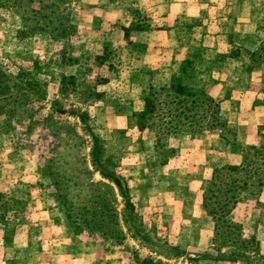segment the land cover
Masks as SVG:
<instances>
[{
	"label": "rangeland",
	"instance_id": "1",
	"mask_svg": "<svg viewBox=\"0 0 264 264\" xmlns=\"http://www.w3.org/2000/svg\"><path fill=\"white\" fill-rule=\"evenodd\" d=\"M66 1L72 29L61 40L48 36L23 38L19 34L21 17L0 10V69L18 77L21 85H26L29 78L32 88L30 119L18 124L15 117L7 115L5 107L0 111L5 113L0 114V264H28L35 255L23 260L18 256L20 248L38 240L42 218L56 220L58 214L76 236L103 243L109 255L118 257L121 264H139L136 257L163 264H191L189 258L198 254L229 255L231 249L218 253L214 246L202 252L177 247L167 238L164 210L143 215L135 207L136 212L128 216L117 189L100 175L102 167L127 182L124 174L127 164L134 160L133 154L148 152L153 146L159 159L175 156V137L171 135L182 136L188 131L167 134L156 129L160 134L157 141L153 128L137 127L132 117L151 89L162 88L151 84L153 78L143 76V64H138L142 50L130 39L132 29L148 27L140 0H113L119 10L114 16L105 8V0ZM32 6L38 8L36 3ZM127 22L131 23L125 26ZM1 98L2 95L0 104ZM90 134L103 148L100 166L92 164L94 146ZM63 145L69 149H58L62 153L58 161L66 173L71 172L68 184L76 183L68 197L76 210L83 207L92 193L100 192L110 198L103 187L95 184L102 182L113 187L115 199L110 201L115 214L109 218L113 220V236L83 227L74 215L65 216L58 192L45 172L47 161L56 156V146ZM251 189L238 195L240 203L249 201L251 207H240L228 219L242 226L245 237L256 238V220L264 216L260 213L263 203L254 199L261 193ZM205 190L199 207L209 220L213 240V223L202 208ZM131 200L134 203L132 197ZM250 208L255 211L251 213ZM260 250L264 254L261 245Z\"/></svg>",
	"mask_w": 264,
	"mask_h": 264
},
{
	"label": "crops",
	"instance_id": "2",
	"mask_svg": "<svg viewBox=\"0 0 264 264\" xmlns=\"http://www.w3.org/2000/svg\"><path fill=\"white\" fill-rule=\"evenodd\" d=\"M105 4L113 16L119 12L113 0ZM140 4L148 27L132 29L130 39L142 50L138 62L144 66L142 75L162 88L179 82L204 91L235 129V146L218 130L171 135L175 156L159 162L152 146L132 155L124 175L139 213L164 210L169 241L179 248L206 251L213 240L209 220L199 207L201 194L215 170L238 165V153L257 145L264 132V63L254 62V55L264 48V0H140ZM254 197L263 203L264 215V189ZM248 202H238L231 215L250 206ZM235 221L243 223L239 218ZM256 224L255 235L264 253V216ZM38 235V240L19 250L23 260L35 255L28 264H121L103 243L76 236L60 214L56 220L42 218Z\"/></svg>",
	"mask_w": 264,
	"mask_h": 264
},
{
	"label": "trees",
	"instance_id": "3",
	"mask_svg": "<svg viewBox=\"0 0 264 264\" xmlns=\"http://www.w3.org/2000/svg\"><path fill=\"white\" fill-rule=\"evenodd\" d=\"M34 3L38 5L37 9L33 8ZM67 5L66 0H0V10L12 11L21 17L22 25L19 34L23 38L48 36L61 40L66 37L72 29ZM254 57L255 64L264 63V48ZM26 79L28 83L21 85L18 77H13L0 69V95L3 97L0 111L6 108L7 115L15 117L18 124L31 117L29 90L32 88L29 78ZM20 110L25 113L22 114ZM132 117L136 120L137 127L143 130L153 128L157 141L160 134L155 132L156 129L167 134L187 130L192 135L218 130L230 145L235 146L234 128L221 117L220 105L204 91L182 86L179 82H173L168 88L151 89ZM90 136L94 146L92 164L99 165L103 148L95 136L92 134ZM260 137L258 145H250L242 150L238 165H227L213 172L210 185L202 197V208L213 223L215 251L219 253L225 249H231V252L227 256L216 257H211L208 253L198 254L194 258H189L191 264H197L200 261L213 264H264V254L261 253L256 238L245 237L242 226L228 219L229 214L239 202V194L249 188L259 193L264 189V135L260 134ZM76 138L79 140L78 137ZM60 148L63 151L69 149L67 145L56 146V156L47 161L45 172L58 192L65 216L72 218L74 215L75 220L81 222L83 227L101 232L104 236H113L115 234L111 225L113 220H109L115 214L112 203L115 199L113 187L125 201L128 216L136 212L128 182L100 167V175L113 184V187L102 182L95 185L103 187L110 198L102 196L100 192L92 193L83 207L76 210L68 197L77 186H75L76 183L68 184L71 172L66 173L58 161V157L62 156V153L58 152ZM168 157H171V154L166 157L161 156L159 162H164ZM173 249L179 251V249ZM135 261L139 264H163L151 258L139 260L136 257Z\"/></svg>",
	"mask_w": 264,
	"mask_h": 264
}]
</instances>
